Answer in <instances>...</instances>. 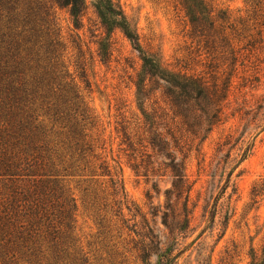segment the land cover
Masks as SVG:
<instances>
[{
  "label": "rangeland",
  "instance_id": "obj_1",
  "mask_svg": "<svg viewBox=\"0 0 264 264\" xmlns=\"http://www.w3.org/2000/svg\"><path fill=\"white\" fill-rule=\"evenodd\" d=\"M114 1L139 34L145 55L161 58L175 71L187 67L189 73H205L213 53L220 78L208 88L196 83H167L159 76L152 85L158 98L151 103L161 106L157 115L178 137V146L173 142L176 149L169 151L183 163L191 183V190L179 197L174 193L171 167L158 162L170 161L163 154L167 148L150 157L149 171H137L117 132L120 122L142 118L132 81L141 70V52L120 29L106 38L94 0H86L80 30L68 9L58 7L55 14L65 44L64 61L70 64L97 118L92 130L97 152L118 174L141 213L137 219H145L141 226L149 223L165 247L183 250L176 264H249L261 257L264 248V2L211 0L216 11L224 10L228 15H210L217 30L211 32L214 48L208 52L204 41L192 34L188 16L177 12L171 0ZM78 31L82 33L80 48ZM99 36L104 43L112 41L110 61L95 59L92 50L98 47L95 40ZM83 40L90 44L86 46ZM79 49L87 63L85 77L75 65ZM93 53L96 57H91ZM215 90L223 92L217 95ZM249 146L246 158L239 163ZM229 174L230 185L218 198ZM103 178L108 180V176ZM68 185L77 204L74 233L86 264H149L148 258L142 260L132 248L133 242L120 245L123 255L112 254L108 241L99 236L82 186L75 178ZM188 193L189 222L180 230L182 201ZM157 261L152 252V264Z\"/></svg>",
  "mask_w": 264,
  "mask_h": 264
},
{
  "label": "trees",
  "instance_id": "obj_2",
  "mask_svg": "<svg viewBox=\"0 0 264 264\" xmlns=\"http://www.w3.org/2000/svg\"><path fill=\"white\" fill-rule=\"evenodd\" d=\"M171 1L177 12L188 16L192 34L204 41L208 52L212 50L211 32L217 26L210 15L228 13L216 11L211 0ZM262 2L255 0L256 5ZM86 4V0H0V264H86L74 233L77 204L68 185L71 178L82 186L86 203L94 211L99 236L108 241L112 254L123 255L120 245L133 242L132 248L142 260L148 258L149 264L152 252L158 257L156 264H176L183 250L165 247L149 223L141 226L145 219H137L141 213L118 174L97 152V140L92 134L96 115L70 71V64L64 61L65 44L55 12L58 7H66L75 28L80 30ZM94 7L107 39L120 29L141 52V70L132 81L142 118L120 122L117 132L121 144L134 159L137 171H149L150 157L167 148L163 154L170 161L158 162L171 167L174 193L182 197L191 190V183L183 163L169 151L178 146V137L157 115L161 106L151 103L158 98L152 85L156 76L179 85H216L220 78L216 55L209 54L205 73H189L187 67L169 69L161 58L144 54L139 34L114 0H94ZM77 36L80 48L82 33L78 31ZM102 37L95 40L98 47L92 51L95 59L107 62L114 48L112 41L104 43ZM83 43L87 46L90 41ZM81 51L75 65L81 69L80 76L85 77L87 63ZM175 75L183 82L177 81ZM249 149L250 146L239 163ZM105 176L108 180H102ZM230 181L231 174L218 198ZM188 203L189 193L182 201L180 230L189 222ZM249 264H264V248L261 257L253 258Z\"/></svg>",
  "mask_w": 264,
  "mask_h": 264
}]
</instances>
